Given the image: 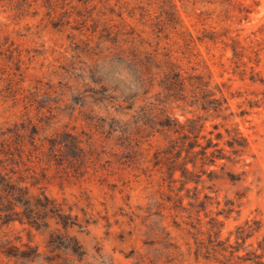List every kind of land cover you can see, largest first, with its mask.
I'll return each instance as SVG.
<instances>
[{
    "label": "rangeland",
    "instance_id": "rangeland-1",
    "mask_svg": "<svg viewBox=\"0 0 264 264\" xmlns=\"http://www.w3.org/2000/svg\"><path fill=\"white\" fill-rule=\"evenodd\" d=\"M233 1L251 12L230 0H176L197 36L213 29L228 34L229 44L199 42L200 68L223 86L235 112L229 122L251 139L241 159L219 160L216 177L205 174L188 190L156 158L169 136L139 117L147 101L128 107L135 76L126 62L110 59L133 47L120 19L108 20L85 0H0V264H222L223 254L200 252L215 238L212 217L223 220L221 238L235 245L237 225L249 220L253 229L241 253L250 243L259 246L264 0ZM159 2L123 0L121 6H147L157 20ZM150 22L142 28L152 43L145 47L154 52L158 38ZM230 37L245 46L241 58ZM159 58L153 66L163 67L164 55ZM183 63L192 71L193 62ZM152 71L155 93L164 69ZM170 106L181 119L197 112L182 102ZM201 113L210 129L219 123L224 131L225 119Z\"/></svg>",
    "mask_w": 264,
    "mask_h": 264
},
{
    "label": "trees",
    "instance_id": "trees-1",
    "mask_svg": "<svg viewBox=\"0 0 264 264\" xmlns=\"http://www.w3.org/2000/svg\"><path fill=\"white\" fill-rule=\"evenodd\" d=\"M111 1L85 0V3L94 2L93 8L100 7L98 12L108 20H114L117 16L122 25L123 35L127 34V40L133 42L130 50H123L122 53H117L110 59L126 62L135 76V83L131 85V94L128 97L131 105L128 107L132 108L144 97L143 100L147 103L140 105L139 117L145 120L144 123L148 126L153 127L150 122H154L157 124V131L169 136V144L156 152V158L166 160L172 174L171 180L181 181L188 190L189 183L198 184L205 174L210 178L216 177L218 170L214 166L218 165L219 160L241 159V156L251 149L249 135L237 122H229L235 115L230 96L220 83L214 84L210 75L200 68L203 64L199 58L200 49L197 50L199 42L209 40L229 44L224 37L228 34L213 29L204 30L202 35L197 36L183 22L176 0H160L156 14L157 20L152 17V12L147 6L139 4L132 10L125 11L121 6L123 0H116L114 4ZM230 5L239 6L242 11L251 12L244 2L236 3L230 0ZM148 22H150L151 33L158 38L154 52L145 47L147 43L152 45L144 36L146 29L142 28V25L148 26ZM113 26L109 25L106 31L113 32ZM230 38L233 40L231 48L234 56L241 58L245 46L238 38ZM163 40H167V45H163ZM170 40L174 43L170 44ZM175 44L179 45L177 49L173 48ZM160 49L165 51L161 52ZM161 53L164 55L163 67L157 65L159 63L153 66L155 61H160ZM185 58L194 63L191 67L192 71L184 67L183 59ZM154 67L164 69L163 77L158 82L159 90L155 93L153 90L156 83L152 78ZM256 74V68L252 67L251 78L255 79ZM261 80L264 81V79ZM154 96L158 101L151 100ZM172 102H182L184 107L190 106L197 112L185 115V119H181L171 111ZM201 111L225 119L224 131L220 129L219 123L213 124V128L210 129L207 125L208 117ZM178 170L181 171L180 177L175 175ZM210 222L215 238H212L213 234H211L210 243L204 245V251L200 247V252H203L204 256L208 257L212 252L221 253L226 259L222 261V264H237L235 262L237 258L264 264V238L259 240L257 248L250 243L252 249L241 253L242 248L247 250V247L243 245L247 243L251 235L250 231L253 229L249 220L245 224L237 225V231L240 232L237 235V245L233 244L230 238L226 240L221 238L223 220L212 217ZM257 223L261 228L263 223L261 221ZM240 239L243 240V244Z\"/></svg>",
    "mask_w": 264,
    "mask_h": 264
}]
</instances>
